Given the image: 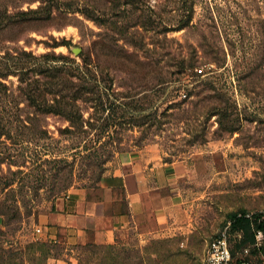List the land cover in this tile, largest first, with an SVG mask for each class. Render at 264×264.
Returning <instances> with one entry per match:
<instances>
[{
  "label": "rangeland",
  "instance_id": "374dc122",
  "mask_svg": "<svg viewBox=\"0 0 264 264\" xmlns=\"http://www.w3.org/2000/svg\"><path fill=\"white\" fill-rule=\"evenodd\" d=\"M3 7L28 13L0 33V55L68 56L103 79L105 108L97 99L87 108L82 138L63 118L35 113L16 75L2 80L0 264H203L227 213L264 212V0H0ZM31 78L40 79L35 102L48 101V78ZM149 144L178 163V204L166 226L71 250L37 239L39 217L57 198L98 189L106 168Z\"/></svg>",
  "mask_w": 264,
  "mask_h": 264
},
{
  "label": "crops",
  "instance_id": "0c3cea01",
  "mask_svg": "<svg viewBox=\"0 0 264 264\" xmlns=\"http://www.w3.org/2000/svg\"><path fill=\"white\" fill-rule=\"evenodd\" d=\"M177 165L163 162L156 144L130 152L105 169L98 189L71 188L57 198L39 217L37 239L71 250L87 242L124 243L161 229L178 204L172 192Z\"/></svg>",
  "mask_w": 264,
  "mask_h": 264
},
{
  "label": "trees",
  "instance_id": "16d2710c",
  "mask_svg": "<svg viewBox=\"0 0 264 264\" xmlns=\"http://www.w3.org/2000/svg\"><path fill=\"white\" fill-rule=\"evenodd\" d=\"M27 13L21 11L10 15L4 7L0 8V33L11 30L10 28L16 22L12 20L14 17H24ZM39 57L43 60H38ZM39 57H35L25 50L16 54L6 52L4 55H0V86L6 88L2 80H6L9 75H16L20 84L19 91L27 100L33 102L31 105L37 107L35 113L59 116L69 123V128H66L67 132L83 133L81 136L85 137L87 132L82 128V125L84 122L89 123V120H84V112L87 111V108L96 105V99L102 108H105L102 101L105 95L99 88V83L103 79H98L87 67L80 68L73 59L66 55H56L51 52ZM36 74L45 75L48 78L41 84L47 87L51 98L43 103L35 102L38 95L34 91L38 88L40 79L31 78V75ZM105 126L106 122L102 124L101 130ZM99 152L100 149L97 148L91 153L89 152L88 155L97 159L100 155ZM248 213L249 216H246ZM228 221L230 222L229 238L232 256L236 259L244 258L254 264L263 262V260L252 261L251 254H260L264 257V240L262 239L263 241L259 245L254 244V235L257 230L262 232L264 238V212L231 211L226 215V223ZM231 238L236 240L235 244L234 241L233 244L231 243ZM245 248H248L247 254L243 252Z\"/></svg>",
  "mask_w": 264,
  "mask_h": 264
},
{
  "label": "built area",
  "instance_id": "2783aa9c",
  "mask_svg": "<svg viewBox=\"0 0 264 264\" xmlns=\"http://www.w3.org/2000/svg\"><path fill=\"white\" fill-rule=\"evenodd\" d=\"M201 72V69H197ZM249 216V213L246 214ZM230 222L228 221L226 225L214 235L207 243L206 253L204 257L203 264H254L246 259H236L232 256L230 250V232H229ZM36 235L40 233V228H35ZM263 239V234L261 231L257 230L254 235V244L259 245ZM245 254L248 253V248L243 250ZM258 264H264V261Z\"/></svg>",
  "mask_w": 264,
  "mask_h": 264
}]
</instances>
